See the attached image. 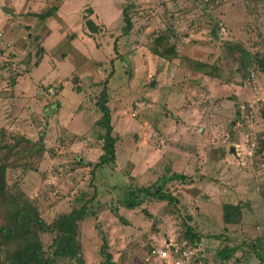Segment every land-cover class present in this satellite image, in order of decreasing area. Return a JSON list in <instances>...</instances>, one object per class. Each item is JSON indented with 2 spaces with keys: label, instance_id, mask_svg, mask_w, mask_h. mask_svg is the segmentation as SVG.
Returning a JSON list of instances; mask_svg holds the SVG:
<instances>
[{
  "label": "rangeland",
  "instance_id": "obj_1",
  "mask_svg": "<svg viewBox=\"0 0 264 264\" xmlns=\"http://www.w3.org/2000/svg\"><path fill=\"white\" fill-rule=\"evenodd\" d=\"M129 4L133 28L122 36ZM51 7L56 15L39 21ZM160 36L173 58L152 53ZM231 46L264 60V0H0L8 189L23 192L46 223L96 189L94 217L80 229L85 264L102 263L100 232L116 264H161L152 250L190 246L184 224L202 238L192 264H259L246 248L222 261L206 238L225 233L224 204L249 202L247 226L227 232L238 244L264 240V76L255 65L241 72ZM106 80L116 158L92 176L102 154L95 103ZM162 181L177 204L122 205L130 190ZM41 239L47 247L53 235Z\"/></svg>",
  "mask_w": 264,
  "mask_h": 264
},
{
  "label": "trees",
  "instance_id": "obj_2",
  "mask_svg": "<svg viewBox=\"0 0 264 264\" xmlns=\"http://www.w3.org/2000/svg\"><path fill=\"white\" fill-rule=\"evenodd\" d=\"M130 7L131 4L122 11L124 23L121 29L122 36H128L133 28L132 19L128 12ZM57 11L58 8L51 7L38 15L37 18L43 22L54 17ZM86 26L91 33L99 32V28L91 21H87ZM115 48L116 45H114ZM227 48L230 54L239 56V70L241 72L248 75V70L255 65L264 76L263 59L238 46ZM152 53L163 59L173 58L175 48L167 44L165 36H160L153 41ZM201 67L195 68L199 70ZM107 81L103 83V89L95 103L96 112L99 115V118L95 121V126L99 129L98 140L102 143V154L98 158V162L92 167L90 172L92 176L97 170L113 164L116 158L115 145L117 138L112 135L111 114L107 105L109 97ZM260 116L264 125V102L260 108ZM7 169L6 158L0 159V264H85L79 242L80 229L83 222L91 216L94 217V213L89 209L88 205L96 199V189L93 190L94 194L85 200L79 208L59 215L51 223H46L39 215L36 206L23 192L19 190L13 192L8 189L6 182ZM186 179L184 175H174L169 178V180L182 182H185ZM128 198L130 200L123 202L122 205L129 209L140 205L139 198L141 201L154 199L166 202L170 206L177 204L175 196L165 188V181L157 182L154 186L130 190ZM244 209L245 205L242 203L234 205L224 204L222 206L221 219L225 226V233L206 238L218 243L216 257L222 261L231 260L235 252L241 248H246L259 264H264L263 238L257 237L254 242H249L248 238V240H241L242 242L240 241V244H238L237 238L227 232L226 227L241 225ZM184 226L185 236L190 246L185 244L179 247L181 250L194 249L195 246L201 244L202 238L193 234L189 225L184 224ZM43 234L53 235L52 243L47 247H45L41 239ZM99 234L102 241L99 249L102 257L101 264H116L112 261V257L108 252L106 236L102 232Z\"/></svg>",
  "mask_w": 264,
  "mask_h": 264
},
{
  "label": "built area",
  "instance_id": "obj_3",
  "mask_svg": "<svg viewBox=\"0 0 264 264\" xmlns=\"http://www.w3.org/2000/svg\"><path fill=\"white\" fill-rule=\"evenodd\" d=\"M253 77V74H251ZM201 251L199 245L194 249L181 250V248L174 243H165L161 249L151 251V258L160 261L161 264H192L193 257Z\"/></svg>",
  "mask_w": 264,
  "mask_h": 264
},
{
  "label": "crops",
  "instance_id": "obj_4",
  "mask_svg": "<svg viewBox=\"0 0 264 264\" xmlns=\"http://www.w3.org/2000/svg\"><path fill=\"white\" fill-rule=\"evenodd\" d=\"M241 189H242L241 192H244V191H243V188H241ZM255 203H256V202H255ZM243 204L245 205V209H244V210H247V208H248V209L250 208V205L248 206L249 202H245V203H243ZM233 205H234V204H233ZM244 210H243V217L245 216V215H244ZM245 226H247V225H246L245 222H243V219H242V223H241V225L237 226L236 229L238 230V229L243 228V227H245Z\"/></svg>",
  "mask_w": 264,
  "mask_h": 264
}]
</instances>
